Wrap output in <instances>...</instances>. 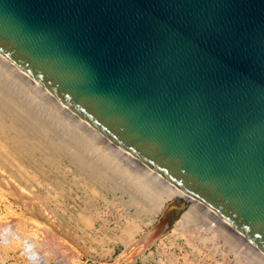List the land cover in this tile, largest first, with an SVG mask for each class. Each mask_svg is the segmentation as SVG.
Listing matches in <instances>:
<instances>
[{"label":"water","instance_id":"water-1","mask_svg":"<svg viewBox=\"0 0 264 264\" xmlns=\"http://www.w3.org/2000/svg\"><path fill=\"white\" fill-rule=\"evenodd\" d=\"M0 53L264 252V0H0Z\"/></svg>","mask_w":264,"mask_h":264},{"label":"bare ground","instance_id":"bare-ground-1","mask_svg":"<svg viewBox=\"0 0 264 264\" xmlns=\"http://www.w3.org/2000/svg\"><path fill=\"white\" fill-rule=\"evenodd\" d=\"M43 154L46 158L48 157L47 164L52 156L56 157V154L60 155L61 159L70 160L69 169L73 174V184L70 187L74 189L75 194L81 190L87 195L96 194L99 192L97 190L104 185L114 197H118L123 206L133 209L132 215L136 217L138 224L149 225L160 214L163 231L171 229L173 233L183 234L187 232L188 226L192 225L199 233H210L213 238L221 241L222 247L232 253L235 264H264V252L234 232L222 219L201 203L187 197L156 171L94 130L53 94L0 53V159L6 155L10 156V159L12 157L19 159L30 166L39 164L42 167L47 159L43 158L42 165L40 164L42 160L37 163L35 159ZM55 159L57 158H52L53 161ZM14 161L18 165L17 160L12 162ZM32 161L34 165L31 164ZM51 163L48 164L50 168L56 170L57 165L54 169L55 164L52 166ZM47 170L50 171V169ZM0 175L8 185L23 188L27 192L31 190L22 185L20 178L23 174L19 178L0 167ZM59 191L63 193L62 190ZM171 200L174 202L170 205L168 203ZM182 200L187 201L188 205L182 206ZM174 220L173 226H170ZM211 223L214 225L213 228H210ZM136 228L126 229L127 235L124 239H131ZM153 233L146 237L145 245L153 240ZM206 241V237L199 238V242L203 244ZM126 242H123L124 245ZM189 244L187 240L184 241L186 247H189ZM195 251L197 254L200 253L198 249ZM170 264L173 263L170 262Z\"/></svg>","mask_w":264,"mask_h":264},{"label":"rangeland","instance_id":"rangeland-1","mask_svg":"<svg viewBox=\"0 0 264 264\" xmlns=\"http://www.w3.org/2000/svg\"><path fill=\"white\" fill-rule=\"evenodd\" d=\"M43 155H39L35 160L37 163L42 160L40 163L42 165L43 158L47 159L43 164L45 168L37 163L36 166H30L12 157L11 159L17 160V165L16 161L13 163L10 156L6 155L3 157V159L6 157L5 161L0 159V167L7 172L19 178L23 174L20 178L21 183L32 192L29 191L30 194L23 188L8 185L0 175V231L7 229L17 237L11 244H0V264H30L26 256L22 255L25 242L35 245L40 264H139L141 253L145 249L152 250L158 246V237L147 245L144 241L153 233L162 215L155 217L149 225L136 223V217L132 215L133 209L123 206L118 197H114L104 185L96 194L87 195L81 190L76 193L77 197L74 189L70 187L73 184V174L69 169L70 160L61 159L58 154L55 155L56 157L50 154L52 157L48 164L54 162L51 163L52 166L55 164L53 168L55 169L57 165L56 170H61L64 172L62 173L50 168L47 164L48 157ZM52 158L58 160L53 161ZM31 164L34 165V161ZM11 165L15 168L12 169ZM173 201H169L168 204ZM135 227L137 228L132 238L124 239L127 235L126 229L132 230ZM186 230L187 232L180 234L177 244H167L158 250V255L153 254V261L160 263L161 260L169 257L173 264H235L232 253L222 247L221 241L207 238L205 242L207 244L202 248L199 238L207 236L199 233L192 225ZM184 240L190 243L189 247L184 245ZM123 242L126 244L124 245ZM211 242L214 244L212 245ZM190 249L200 250V257L192 259L187 251ZM202 249H208L209 252ZM206 258H211V261L206 263Z\"/></svg>","mask_w":264,"mask_h":264},{"label":"built area","instance_id":"built-area-1","mask_svg":"<svg viewBox=\"0 0 264 264\" xmlns=\"http://www.w3.org/2000/svg\"><path fill=\"white\" fill-rule=\"evenodd\" d=\"M211 225L212 226L210 228H213L214 227L213 223H211ZM202 234L206 235L207 236L206 238H208V239H214V241L219 242V240L217 238H213L212 234H210V233H202ZM179 236H180V234L173 233L171 231V229H170L167 233H165V234L161 235L160 237H158V239H157L158 246L154 247V249H152V250L145 249L143 251V253H141V259H139V264H169V262L171 261L169 257L165 258L164 260H161V261L159 260L160 263H157V262L153 261V259H152L153 254L158 255V250H161L167 244L168 245H171V244H174V243L177 244V241L180 240ZM200 244H201V246L203 248V247H205V244H207V243H204V244L200 243ZM211 244L213 245L214 242H211ZM202 250H206L207 252H209L208 249H202ZM173 251H175V250L173 249ZM187 251H188L190 257H192V259H194V260L196 258L200 257V253L197 254L194 249H190V250H187ZM211 258H208V259L206 258L205 262L207 263V261H211Z\"/></svg>","mask_w":264,"mask_h":264},{"label":"clouds","instance_id":"clouds-1","mask_svg":"<svg viewBox=\"0 0 264 264\" xmlns=\"http://www.w3.org/2000/svg\"><path fill=\"white\" fill-rule=\"evenodd\" d=\"M17 237L15 234L10 233L7 229L0 231V244L8 245L15 241ZM22 255H25L30 264H40V257L35 251V245L25 242L24 251Z\"/></svg>","mask_w":264,"mask_h":264}]
</instances>
